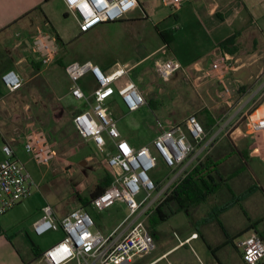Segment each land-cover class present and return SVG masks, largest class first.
Wrapping results in <instances>:
<instances>
[{
  "label": "crops",
  "instance_id": "0c3cea01",
  "mask_svg": "<svg viewBox=\"0 0 264 264\" xmlns=\"http://www.w3.org/2000/svg\"><path fill=\"white\" fill-rule=\"evenodd\" d=\"M56 1L64 9L63 2ZM135 1L146 13L150 12L152 18L149 21L154 27L170 33L172 40L165 44L160 38V45L150 53L139 59L123 61L132 67L128 78L144 93L154 90L155 96L152 98L159 105L155 112L163 113L164 118L173 121L165 128L182 123L191 113L201 109L209 113L213 126L206 133L208 142L212 139V143L189 166L190 172L207 157L217 162L231 152L232 155L208 172V177L203 178V186L208 192H213L207 194L201 204L186 212L177 210L175 201L169 202L165 210L173 213L165 221L158 224L147 221L156 247L129 264H245L239 243L253 234L264 241V161L251 155V138L244 133L243 125L247 114L256 109L264 112V0H188L175 13L168 10L165 0ZM42 2L0 0V162L4 160V144L12 147L17 160L25 163L28 159L22 141L33 125L26 122L32 114H50L52 102L57 104L58 112L62 111L63 106H71L70 102H74L69 94L70 81L64 69L68 64L63 63V54L59 55L57 64L49 71L42 68L31 50L32 37L40 30L38 27L34 29L33 13ZM47 25L46 28L49 27ZM105 25L108 24L101 26ZM235 35L239 37L236 44L229 47L231 52L223 51L220 44ZM59 45L62 52V39ZM219 53L229 54L234 59L235 69L230 79L233 83H241L229 104L220 98L221 88L216 81L202 78L213 57ZM164 59H176L181 63L183 70L180 74L188 79L197 97L193 93L183 92V77L171 85L159 83L154 63ZM59 62L63 64L62 67ZM116 63L120 62H113L110 66L105 63L97 65L108 72ZM9 70L15 71L23 80L21 89L14 93H8L1 83V76ZM55 73L59 77L62 75L64 80L60 90L56 86ZM170 78L161 80L166 82ZM81 86L90 94L94 87L92 77H84ZM148 98L151 99L146 96ZM116 99L120 98L115 93L108 101L117 104ZM194 102L198 104V109ZM73 105L85 108L81 102L75 101ZM143 107L149 108L148 103ZM138 111H127L126 116ZM63 112L67 117L68 110L63 109ZM19 115L20 122L17 121ZM155 120L159 118L155 116ZM227 122L235 127L230 135L222 132ZM148 124L149 121L144 119L136 122L135 128L148 129ZM68 125L73 130L71 117L68 118ZM36 128L40 129L38 126ZM122 138L131 146L139 148L150 145L155 136L150 135L141 146L132 145L126 137ZM234 163L237 168L231 169ZM217 184L224 186L217 187ZM53 193L48 191L41 195L35 191L27 200L0 217V264H30L63 238L61 231L60 239L42 249L36 238L39 236L33 232V224L41 218L43 206L50 205L57 219L69 213L63 214L59 202L54 204L51 201ZM236 199L231 207L223 209ZM114 206L121 208V205ZM123 220L112 230L105 231V234L116 230ZM125 228L122 226L120 230ZM193 234L198 236L191 239Z\"/></svg>",
  "mask_w": 264,
  "mask_h": 264
},
{
  "label": "built area",
  "instance_id": "2783aa9c",
  "mask_svg": "<svg viewBox=\"0 0 264 264\" xmlns=\"http://www.w3.org/2000/svg\"><path fill=\"white\" fill-rule=\"evenodd\" d=\"M61 1L67 13L75 19L81 34L103 24L121 21L136 5L135 0ZM187 1L165 0V4L171 13H175ZM31 50L42 68H49L59 59L60 45L52 32L40 29L32 37ZM154 68L162 80L183 70L176 59L157 60ZM131 69L130 64L116 63L105 72L90 60L73 61L65 66L71 84L69 94L85 105L82 112L73 116V127L79 137L92 142L100 153L109 150L107 165L114 174L110 186L94 198L92 206L97 211H105L123 203L128 210L127 216L116 230L104 234L96 229L92 216L84 208H75L57 219L53 208L47 204L41 209V218L33 224V232L36 236H43L51 231H62L63 238L30 264H129L136 257L151 252L156 244L146 225L149 217L171 196L189 174V166L211 145L212 139L208 142L207 133L194 114L182 123L163 128L150 145L135 148L122 138L106 103L116 93L130 113L146 105L144 96L128 78ZM234 69V59L229 54L219 53L202 74L203 79L219 84L220 98L227 104L241 85L230 79ZM87 75L94 83L90 94L81 86V80ZM1 83L8 93L17 92L23 86L22 78L13 70L1 76ZM244 122V133L251 138V155L264 161V112L256 109L245 116ZM228 126L234 127L230 122L226 123L225 129ZM22 145L25 154L38 167L49 166L55 159L50 136L41 129L30 128ZM2 151L0 217L31 197L36 187L24 163L15 158L12 147L4 144ZM159 160L168 168V175L161 181H154L150 172ZM142 193L144 196L138 202ZM124 225L126 228L120 230ZM197 236L193 234L191 239ZM239 246L245 264H264V241L259 236L253 234Z\"/></svg>",
  "mask_w": 264,
  "mask_h": 264
},
{
  "label": "rangeland",
  "instance_id": "374dc122",
  "mask_svg": "<svg viewBox=\"0 0 264 264\" xmlns=\"http://www.w3.org/2000/svg\"><path fill=\"white\" fill-rule=\"evenodd\" d=\"M64 9L59 1L43 0L42 4L36 7L33 13L35 18L34 29L38 27L61 37L64 46H61L62 52L60 51L59 55L63 54L62 60L64 64H69L73 61L90 60L96 64L105 63L107 66H110L116 61L122 63L130 59H139L160 45V36L155 30L154 25L149 21L152 18L150 12L147 11L146 13L139 4H136L128 11L121 21L99 26L87 34L79 33V35L77 34L78 26L75 19L67 13L65 7ZM46 23L49 25L47 28L45 27ZM52 66L47 68V70L51 71ZM60 71L63 72L62 69ZM55 76L56 86L60 90L64 85L63 77L62 75L59 77V74L56 73ZM181 77L182 75L178 72L166 82L160 79L158 81L160 84L171 85L182 80ZM188 83V80L183 79V92L187 94H190V91L196 93L192 87L187 85ZM136 86L144 98L146 96H155L154 90L144 93L137 84ZM116 102L117 104H113L108 101L106 105L113 113L117 128L122 137H126L132 145L141 146L150 138V135L151 137L156 136L165 126L167 127L173 122L167 117L164 118L163 115L165 114L160 112L152 113L146 107H142L133 115L126 116L127 111L122 106L120 99H116ZM52 105L50 114L35 112L26 122L34 125L30 128L38 126L49 133L51 141L55 145L53 146L56 154L55 159L49 167H38L28 157L24 165L35 183L36 187L33 189V192L39 191L42 195L43 192L54 191L51 201L54 204L59 202V205L63 207V214H67L81 205L79 197L90 198V194L94 191L95 186L101 183L106 174V166L103 160L106 159L109 150H106V153L102 154L93 143H87L86 140L79 137L73 126V130L69 128L68 118L65 116L64 118L59 117L57 104L52 102ZM194 106L198 109L197 103L194 102ZM35 109L37 110V107ZM169 109L172 110L173 108L169 107ZM193 114L195 113H191V115ZM155 116L159 120H155ZM151 118L153 122H150ZM144 119L149 121L148 125L150 126L148 129H136L135 123L142 122ZM17 121L20 122V115ZM243 125L245 126L244 120ZM234 130L235 127L231 128V126H228L225 132H227V135H230ZM234 168H237L235 163L231 164V169ZM167 175L168 168L160 160L150 172V176L154 181H161ZM106 177L111 176L109 174ZM143 194L137 198L138 202L143 198ZM116 205H121V208L113 206L105 211L93 209L89 212L95 222L96 229L104 234L105 231L115 228L128 214L125 204L119 203ZM61 237V231H51L36 238L40 247L46 249Z\"/></svg>",
  "mask_w": 264,
  "mask_h": 264
},
{
  "label": "trees",
  "instance_id": "16d2710c",
  "mask_svg": "<svg viewBox=\"0 0 264 264\" xmlns=\"http://www.w3.org/2000/svg\"><path fill=\"white\" fill-rule=\"evenodd\" d=\"M155 30L158 32V35L160 36L161 40L165 44H169L171 42L172 36L170 33L161 32L158 30V27H155ZM238 37H239V35H235L233 38H230V39L224 41L223 43L220 44V48L225 52H231L229 50V47L234 46L236 44V40ZM57 40L61 41L59 36L57 37ZM58 64L61 67L63 65L62 63L60 64V62ZM183 79H186V78L183 77ZM186 80H188V79H186ZM187 85L190 86L189 83ZM70 86H71V84H70ZM190 93H192V92L190 91ZM193 94L195 97H197L196 93H193ZM145 101H146V103H148V107L151 111L155 112L158 109L159 105H157L156 102H154V99L152 97H151V99L145 98ZM74 102H75V100H74ZM74 102L73 101L70 102L71 106H68V107L63 106L64 110L65 109L68 110L67 118L71 117V123H72L73 116L79 112H82L85 109V108L75 107L73 105ZM63 109H62V111L60 110V112H58V115L61 118H64V116H65ZM194 115L198 118V120L202 124L205 132H208L211 129V127L213 126L209 113L205 109H201L199 112L195 113ZM52 144H53V146H55L53 142H52ZM230 155H232V152L229 153L225 158L220 159L217 162L211 161L210 158H208V157L205 158L204 161L200 162L199 165L196 166L187 175V177L177 187V189H175V191L171 194V196L168 197L164 203H162L159 207L156 208L154 213L149 217L148 223L153 222L154 224H158V223L165 221L169 217V215H171L173 213V211H171V210H168V211L165 210V206L167 207V204L169 202L175 201L177 203V210H184L186 212H187V209L201 204L205 200V197L207 196V194L210 195L213 192V191L208 192V190L203 186V178L208 177V172L215 169V167L219 166ZM104 164L106 166L105 167L106 174L104 175L101 183H99L95 186L94 191L90 194V198H80L79 197V201L82 205V208H84L88 212H90V210L94 209L92 206V201L94 200V198H96L106 188H108L113 181L114 174H113V171L111 170V168H109V166L107 165V159L104 160ZM109 174L111 177H106V176H109ZM220 186H224V185L217 184V187H220ZM237 200L238 199H236L235 201H233L231 203L226 204L223 207V209L226 210L227 208L231 207L233 205V203L236 202Z\"/></svg>",
  "mask_w": 264,
  "mask_h": 264
}]
</instances>
